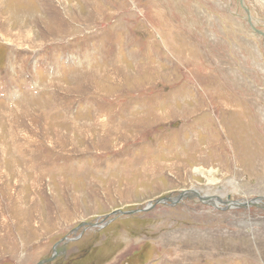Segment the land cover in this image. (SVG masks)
I'll use <instances>...</instances> for the list:
<instances>
[{
	"label": "rangeland",
	"instance_id": "374dc122",
	"mask_svg": "<svg viewBox=\"0 0 264 264\" xmlns=\"http://www.w3.org/2000/svg\"><path fill=\"white\" fill-rule=\"evenodd\" d=\"M5 1L0 264H264V7Z\"/></svg>",
	"mask_w": 264,
	"mask_h": 264
},
{
	"label": "water",
	"instance_id": "95a60500",
	"mask_svg": "<svg viewBox=\"0 0 264 264\" xmlns=\"http://www.w3.org/2000/svg\"><path fill=\"white\" fill-rule=\"evenodd\" d=\"M247 19L249 20V22L251 23V25L253 26L255 31H257L258 33H260L264 36V31H261L260 29L255 28V25L252 23L251 19L248 17H247ZM196 197L199 198L201 201L214 204L216 207L221 208V206L216 202V200H220V201H223V200L219 199L218 196H216L214 194H211V195L204 194L203 195L197 189L191 187L190 189L184 190L181 193H179V195L175 198H160L154 202H150L148 207H143V208H137V209H131V210L116 209L115 211L110 213L108 216L132 214V213L140 212V211H142V212L149 211V210L153 209L158 203L163 202V200H166L168 202L169 201L178 202V201L185 199V198L196 199ZM226 203H227V207H236V206L237 207H243V206H249V205L253 204V200H250V201H247L244 203H239L237 201L230 199V197H229V199L226 200ZM82 224H87V225H90L92 227H95L98 225V223H96V222H83ZM56 255H57V252H56ZM52 259H53V257L47 259L46 261H50Z\"/></svg>",
	"mask_w": 264,
	"mask_h": 264
},
{
	"label": "bare ground",
	"instance_id": "6f19581e",
	"mask_svg": "<svg viewBox=\"0 0 264 264\" xmlns=\"http://www.w3.org/2000/svg\"><path fill=\"white\" fill-rule=\"evenodd\" d=\"M244 1V3H246V1L245 0H243ZM255 1V4H257L259 7H264V0H254ZM5 0H0V7H4V6H7V4H5ZM45 3V2H44ZM47 4V3H46ZM74 4V3H73ZM224 6V5H223ZM227 6V5H226ZM44 7V6H43ZM54 7V6H53ZM57 7V6H56ZM67 7V6H66ZM246 7H247V5H246ZM59 8V7H58ZM95 8V7H94ZM64 9V8H63ZM1 10V9H0ZM6 15V14H5ZM82 16V15H81ZM253 16V15H252ZM78 18V17H77ZM0 19H4V21L6 20V18L0 13ZM65 20V19H64ZM33 21V20H32ZM61 21V20H60ZM71 26V25H70ZM62 28V27H61ZM70 30V29H69ZM64 37H65V35H64ZM33 44V43H32ZM33 50V49H32ZM129 53V52H128ZM226 108V107H225ZM260 108V107H259ZM262 116V115H261ZM5 156V155H4ZM206 176V175H205ZM207 176H208V174H207ZM208 179H210L211 180V177H209ZM212 179H214V180H216L215 178H212ZM225 180V179H224ZM226 182V181H225ZM214 183V182H213ZM224 184H226V183H224ZM211 194V193H210ZM261 197H263V196H261ZM256 198H259V197H255L254 199H256ZM252 199V198H251ZM251 199H247V198H245L244 199V201L245 202H247V201H250ZM254 199H252L253 200V202L254 201H256V200H254ZM261 198H259V199H257V200H260ZM264 201V200H263ZM166 202H168V201H166V200H163V202H161V203H166ZM174 203H176V202H174ZM244 203V202H243ZM149 206V204L148 205H146L145 207H148ZM110 221H112V220H110ZM109 221V222H110ZM239 221V220H238Z\"/></svg>",
	"mask_w": 264,
	"mask_h": 264
},
{
	"label": "trees",
	"instance_id": "16d2710c",
	"mask_svg": "<svg viewBox=\"0 0 264 264\" xmlns=\"http://www.w3.org/2000/svg\"><path fill=\"white\" fill-rule=\"evenodd\" d=\"M88 255V253H79V256H78V258L79 259H83V258H85L86 256Z\"/></svg>",
	"mask_w": 264,
	"mask_h": 264
}]
</instances>
